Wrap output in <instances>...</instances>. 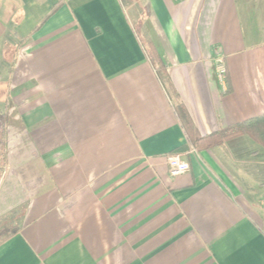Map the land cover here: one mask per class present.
Segmentation results:
<instances>
[{"label": "crops", "instance_id": "crops-1", "mask_svg": "<svg viewBox=\"0 0 264 264\" xmlns=\"http://www.w3.org/2000/svg\"><path fill=\"white\" fill-rule=\"evenodd\" d=\"M258 13L0 0V264H264V149L195 150L179 115L209 135L264 114Z\"/></svg>", "mask_w": 264, "mask_h": 264}, {"label": "trees", "instance_id": "trees-1", "mask_svg": "<svg viewBox=\"0 0 264 264\" xmlns=\"http://www.w3.org/2000/svg\"><path fill=\"white\" fill-rule=\"evenodd\" d=\"M123 4H128L130 0H121ZM143 46L148 53L149 57L157 63L159 67V74L162 78L166 76V73L162 71L163 64L160 57L157 55L156 51L153 49L150 41L143 40ZM180 117L185 131H194L190 121L187 119L185 113L180 108ZM238 137H246L254 144L260 146L264 149V114L257 116L255 118L237 123L231 127L220 129L215 133L209 135L205 140L208 146L216 147L223 143H226L232 139Z\"/></svg>", "mask_w": 264, "mask_h": 264}, {"label": "rangeland", "instance_id": "rangeland-1", "mask_svg": "<svg viewBox=\"0 0 264 264\" xmlns=\"http://www.w3.org/2000/svg\"><path fill=\"white\" fill-rule=\"evenodd\" d=\"M258 11H260V10H258ZM256 15H257V13H256ZM258 15H259L260 19H262V16L264 15V13H262V14L258 13ZM130 17H131L134 25H136V27H138V23H137V19H136L137 17L134 14V12L130 13ZM263 18H264V16H263ZM215 132H213V133H215ZM185 133L187 136L188 143L193 149H195V150H211L214 148V147L208 146L209 142H206V140H205L209 135H211L213 133H211L209 135H200L197 131H185ZM223 144H221L220 146H222ZM216 147H219V146H216Z\"/></svg>", "mask_w": 264, "mask_h": 264}, {"label": "built area", "instance_id": "built-area-1", "mask_svg": "<svg viewBox=\"0 0 264 264\" xmlns=\"http://www.w3.org/2000/svg\"><path fill=\"white\" fill-rule=\"evenodd\" d=\"M219 75L224 77L225 69L222 60H218ZM169 173L172 176L181 175L189 172V165L181 159L179 155H169L167 157Z\"/></svg>", "mask_w": 264, "mask_h": 264}]
</instances>
